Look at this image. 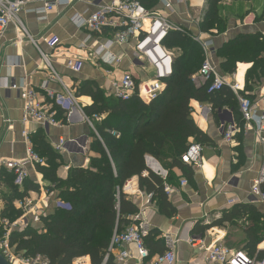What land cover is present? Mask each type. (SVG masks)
<instances>
[{
	"label": "crops",
	"instance_id": "0c3cea01",
	"mask_svg": "<svg viewBox=\"0 0 264 264\" xmlns=\"http://www.w3.org/2000/svg\"><path fill=\"white\" fill-rule=\"evenodd\" d=\"M69 1L67 4L56 5L41 20H38L34 13L23 11L40 5L29 1L18 15L26 32H23L21 25L14 23H9L0 32V159L21 158L25 154V143L21 136L24 125L20 122L22 100L17 93L18 88L29 85L38 92V98L44 100L41 84L47 82L48 87L56 92H63L65 88L70 90L79 108H73L69 114L56 110L55 118L63 124L60 127L41 128L44 139L51 147L59 137H76L85 145L84 152H79L76 148L56 151L60 155L56 174L61 178L67 176L71 167H86L91 158L98 156L97 152L90 148L94 139L93 130L86 122L85 116L88 115L83 110L92 103V99L87 94L76 92L80 84L93 82L106 97L115 99L111 94L112 83L120 80L124 71H131L137 81L151 79L155 73V68L138 55L134 38L127 43H113L107 47V54L113 55L119 61L113 60L109 64L90 55L93 49L107 42L118 29L94 32L88 27H77L75 16L86 18L96 6L111 0ZM170 1L169 9L163 7L159 0L155 7L173 24L181 26L192 38H211L215 51L242 31L260 32L264 35V0H222L219 4V15L226 22V30L213 37L201 33L199 29L206 0ZM51 35H56L59 41L55 47L48 48L43 38ZM32 39L37 41L38 47L33 44ZM168 50L172 63L177 50ZM75 58L82 60V68L77 73L66 67L67 61ZM212 60L220 74L227 80L238 83L241 94L248 96L253 102H258L264 95V76L251 78L250 86L245 87V74L251 63H237L235 73L228 74L221 71L220 58L216 54ZM239 64L245 65L240 78ZM190 106L191 117L208 142L202 145L198 165H186L184 170H180L172 167V161L169 159L175 183L169 185L172 187L170 193H165L176 209L175 213L164 214L157 200L143 188H139L136 175L124 183L122 192L136 205V213L141 214L148 230L154 231L152 239L163 241L166 249L165 239L174 241V264H215L206 260L208 248L212 244L222 243L230 249H243L248 253L247 243L253 226H257L256 231L261 228V231L257 232L258 237L264 232V204L257 202L251 193V184L260 166L261 144L253 131L242 128L236 98L233 104L215 107L210 102H198L193 99L190 100ZM107 114H99L100 119L94 121H101ZM227 123H234L239 128L230 142L224 139L221 128ZM189 140L193 141L194 138L190 137ZM2 168L0 164V170ZM29 175L32 182L38 185L39 191L30 190L25 197L35 205L39 216L52 213L56 207L55 202L59 200L57 191L48 192V181L33 167H29ZM142 175L147 176L148 171H144ZM181 178H185L187 183L180 187L178 184ZM6 190L0 176V195ZM2 204L0 197V211ZM236 205L252 207L257 211L259 218L251 221L246 215L231 221L222 220L223 213ZM132 215H129V218ZM28 216L31 219L32 214ZM33 224L35 227H42L40 221ZM191 234H200L201 241L190 243L187 236ZM126 249L131 252V258L121 262L117 259V250H113L108 264H139L133 246L128 245ZM255 251H264V239L256 245ZM256 253L249 256L257 259ZM155 255L150 254L151 259ZM84 257L85 264H90L89 257Z\"/></svg>",
	"mask_w": 264,
	"mask_h": 264
},
{
	"label": "trees",
	"instance_id": "16d2710c",
	"mask_svg": "<svg viewBox=\"0 0 264 264\" xmlns=\"http://www.w3.org/2000/svg\"><path fill=\"white\" fill-rule=\"evenodd\" d=\"M146 8H153L158 0H137ZM221 0H206V7L199 22L201 33L219 35L226 30V22L219 15ZM163 45L177 52L171 63V73L164 79L165 86L155 99L144 102L136 93L127 100L106 97L93 82H83L77 93L87 94L92 103L84 107L86 115L108 113L101 121H94L91 149L98 156L90 159L86 167H71L65 178L56 174L60 155L44 139L41 128L30 135L34 151L44 159L43 165H36V171L48 181L46 190L57 191V198L69 204V208L55 207L52 213L39 216L42 227H35L29 221L23 230L13 229L8 235L9 246L27 257L37 254L47 259L48 264H70L80 256H88L90 264H108V247L114 232L121 231L132 223L129 215L137 212L136 205L122 192L124 183L132 176H138L139 188L153 196L161 211L172 215L176 209L168 201L164 185L175 183L169 167L184 170L186 164L180 160L181 153L191 143L204 145L206 136L194 123L190 100L210 102L212 106L233 104L235 95L227 85L214 93L206 91V85L196 86L192 76L203 60L200 44L183 28L169 30ZM223 73L232 74L237 63H251L245 74V87L249 80L264 76V35L260 32L242 31L216 49ZM245 65L239 64L238 77ZM110 131H115L114 136ZM193 137L194 140H189ZM157 159L167 170L165 179L152 172L147 176L144 156ZM1 180L7 190L2 192L3 207L0 216L10 223L21 216L14 200L22 199L28 191H39L30 178L22 186L14 184L13 174L5 168L0 170ZM22 188V190H20ZM248 216L251 221L259 218L256 210L247 205H236L225 211L222 220ZM254 225L248 239V255L256 253V245L264 239V232ZM154 231L143 236L150 254H161L166 248L163 241L154 240ZM151 241V244H150ZM159 248V249H158ZM243 250V249H241ZM108 256L105 259L106 254ZM258 260L264 259V251L256 253Z\"/></svg>",
	"mask_w": 264,
	"mask_h": 264
},
{
	"label": "built area",
	"instance_id": "2783aa9c",
	"mask_svg": "<svg viewBox=\"0 0 264 264\" xmlns=\"http://www.w3.org/2000/svg\"><path fill=\"white\" fill-rule=\"evenodd\" d=\"M29 1L40 4L38 7L24 9ZM69 0H0V32L9 23L21 25L23 32H26L18 15L23 10L34 13L38 20L44 19L46 13L52 11L56 5L67 4ZM166 9L171 8L170 0H159ZM70 2V1H69ZM77 27H88L91 31L100 32L104 29L117 28L107 42L98 45L89 53L96 60L111 64L118 58L107 54V47L110 44H124L131 39H135V50L141 55L142 60L151 64L155 68L153 78L148 80H136L131 71H124L120 80L112 83V96L127 100L134 93L144 101L155 99L163 88V79L169 76L171 69V57L169 50L163 45V39L169 30H182L181 26L173 24L159 9L146 8L137 0H111L106 4H99L95 10L86 18L75 16ZM201 46L203 60L198 72L192 76V82L196 85H206L207 92H217L223 85H227L235 94L238 108L241 115L244 130L253 131L261 144L260 166L255 178L251 184V193L257 202L264 204V95L258 102H253L248 96L241 94L242 90L238 83L229 81L225 76L219 73L212 57L216 54L211 38L193 37ZM59 39L56 35L44 37L43 42L48 48H53ZM33 44L38 47L37 41L32 39ZM45 60V56L42 55ZM66 67L73 73H77L82 68L80 58L70 59ZM44 91V100L38 98V92L31 86L25 85L17 90L22 100V116L20 122L24 125L21 130V136L25 143V154L21 158H1L0 164L3 168L13 174V182L19 187L23 182L30 178L29 167L36 169V165H43L44 159L41 158L33 149L30 135L37 128H46L48 126L60 127L62 121L55 118V111L62 110L69 114L73 108H79L73 93L66 89L63 92H56L48 87V83L41 84ZM99 114L85 116V120L91 127L95 135L98 136L93 121L99 120ZM223 137L230 142L233 135L239 130L234 123H227L221 126ZM114 136H118L115 131H110ZM55 151L68 150L76 148L79 152L85 151V145L81 144L76 137H59L52 147ZM203 147L198 143H191L181 153L180 160L186 165H198ZM156 167L153 168L154 163ZM145 171L159 175L163 179L167 176V170L161 166L159 161L150 155L144 156ZM152 165V166H151ZM187 183L185 178L179 180L178 186ZM172 187L165 184L164 191L168 194ZM13 204L22 210V214L12 223L6 218L1 217L5 222L7 229L5 240L0 242V254H2L10 264H48L43 256L37 254L33 257L22 259H13L8 252V235L11 230L18 229V225H27L29 221L33 223L39 221L37 208L26 197L14 200ZM55 206L69 208V204L60 200L55 202ZM37 210V211H36ZM32 214L31 219L28 215ZM133 222L126 225L121 231L114 232L111 236L108 253L117 250V259L121 262L132 257L131 252L126 249L132 245L139 264H174L175 254L173 251L174 241L170 238L165 239L167 249L156 254L152 259L148 248L146 247L143 236L148 231L147 224L142 219L140 213L132 215ZM187 240L192 243L201 241L200 234H191ZM201 245V243H199ZM108 253L105 256H108ZM206 260L215 264H264V259L257 260L250 257L244 250L230 249L222 243H214L208 248ZM70 264H85V257L74 258Z\"/></svg>",
	"mask_w": 264,
	"mask_h": 264
},
{
	"label": "rangeland",
	"instance_id": "374dc122",
	"mask_svg": "<svg viewBox=\"0 0 264 264\" xmlns=\"http://www.w3.org/2000/svg\"><path fill=\"white\" fill-rule=\"evenodd\" d=\"M222 1V0H221ZM161 164V163H160ZM162 166V164H161ZM163 167V166H162ZM164 168V167H163ZM0 197L2 198V192H1V195ZM3 205V204H2ZM7 227L5 225V222H3L1 220V217H0V242L4 241L5 240V237H6V231H7ZM24 229V226L22 225H18V230L21 231ZM8 252L10 253V255L13 257V259L17 260V259H22V258H26L27 256H25L23 254V252H17L13 246H8Z\"/></svg>",
	"mask_w": 264,
	"mask_h": 264
},
{
	"label": "water",
	"instance_id": "95a60500",
	"mask_svg": "<svg viewBox=\"0 0 264 264\" xmlns=\"http://www.w3.org/2000/svg\"><path fill=\"white\" fill-rule=\"evenodd\" d=\"M0 264H10L2 254H0Z\"/></svg>",
	"mask_w": 264,
	"mask_h": 264
},
{
	"label": "bare ground",
	"instance_id": "6f19581e",
	"mask_svg": "<svg viewBox=\"0 0 264 264\" xmlns=\"http://www.w3.org/2000/svg\"><path fill=\"white\" fill-rule=\"evenodd\" d=\"M195 1V0H194ZM154 163V162H153ZM152 166V165H151ZM153 168H155L156 167V164L154 163V166H152ZM131 185V184H130Z\"/></svg>",
	"mask_w": 264,
	"mask_h": 264
}]
</instances>
